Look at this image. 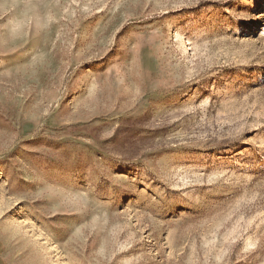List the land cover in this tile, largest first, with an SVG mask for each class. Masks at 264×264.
I'll list each match as a JSON object with an SVG mask.
<instances>
[{"label":"rangeland","instance_id":"obj_1","mask_svg":"<svg viewBox=\"0 0 264 264\" xmlns=\"http://www.w3.org/2000/svg\"><path fill=\"white\" fill-rule=\"evenodd\" d=\"M0 264H264V0H0Z\"/></svg>","mask_w":264,"mask_h":264}]
</instances>
